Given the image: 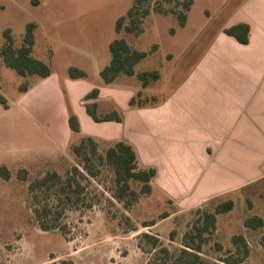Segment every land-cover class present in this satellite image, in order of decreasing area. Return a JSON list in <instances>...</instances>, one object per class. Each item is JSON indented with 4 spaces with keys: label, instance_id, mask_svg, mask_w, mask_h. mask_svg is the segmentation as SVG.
I'll use <instances>...</instances> for the list:
<instances>
[{
    "label": "rangeland",
    "instance_id": "374dc122",
    "mask_svg": "<svg viewBox=\"0 0 264 264\" xmlns=\"http://www.w3.org/2000/svg\"><path fill=\"white\" fill-rule=\"evenodd\" d=\"M179 1L184 0H153L150 14L171 16L153 15L145 25L149 14L140 40L139 35L116 30V20L127 13L133 0H0V49L6 28L12 29L19 46L27 24L34 21V55L45 59L53 70L46 80L25 78L8 67L0 54V92L8 99V107L0 103V166L5 164L11 170L9 179L0 174V264H61L69 259L76 264H148L151 253L139 245L142 233L158 235L175 251L182 247L198 208L215 211L218 203L229 199L235 206L218 214L217 229L202 255L212 260L235 253L238 247L233 237L241 234L250 249L241 264H264V225L245 224L254 215L264 218V179L234 196L191 207L177 204L157 190L143 192V182L132 180L121 200L117 172L107 157L112 145L97 143L95 151L88 141L76 152L74 147L84 137L56 134L62 121L52 94L21 90L26 79L30 85L37 78L44 83L55 78L61 81L71 65L83 66L87 80L97 82L95 65L102 63L105 53L111 56L109 43L117 37L134 43L140 40L142 50L157 42L163 56L194 40L190 57L196 60L241 0H194L187 30L173 36L170 28L178 23L172 17L176 15L154 8L159 2L168 10L180 8ZM151 64L143 61L139 68ZM54 89L57 87L52 93ZM40 147L43 150L38 152ZM53 172L59 176L31 189V183ZM152 220L155 225H144ZM44 224L50 228L45 229ZM174 229L177 234L172 239Z\"/></svg>",
    "mask_w": 264,
    "mask_h": 264
},
{
    "label": "crops",
    "instance_id": "0c3cea01",
    "mask_svg": "<svg viewBox=\"0 0 264 264\" xmlns=\"http://www.w3.org/2000/svg\"><path fill=\"white\" fill-rule=\"evenodd\" d=\"M153 15L171 16L150 14L145 25ZM238 23L250 25L248 43L225 32ZM188 25L189 18L184 26L178 19L170 33L177 36ZM140 40L127 41L142 50ZM194 49V40L186 41L178 52L163 56L154 42L142 50L147 56L136 64L135 74H120L112 82L101 76L112 59V54L105 53L102 63L95 65L97 82L87 80L83 66L71 65L86 75L66 73L61 81L55 78L44 83L52 70L27 90L52 94L57 101L62 123L56 134L92 137L112 146L117 141L131 144L141 167L156 168L152 191L184 207L197 206L216 197L234 196L264 179V0H241L200 57L191 60ZM143 61L153 64L139 68ZM152 70L160 76L145 85L138 73ZM94 89L99 90L98 96L87 98ZM93 104L97 115L117 112L121 120H95L87 109ZM72 115L79 120V131L69 123Z\"/></svg>",
    "mask_w": 264,
    "mask_h": 264
},
{
    "label": "trees",
    "instance_id": "16d2710c",
    "mask_svg": "<svg viewBox=\"0 0 264 264\" xmlns=\"http://www.w3.org/2000/svg\"><path fill=\"white\" fill-rule=\"evenodd\" d=\"M153 0H133L132 6L128 9L126 14L118 17L116 20V30L121 32L125 30L136 35L144 32V19L152 12ZM194 0L179 1L177 6L180 8L165 9L159 2L154 10L169 14L173 13L179 19L181 25H185L188 18V11L191 9ZM37 23L31 21L27 24L26 32L23 36L22 44L16 45L12 29L6 28L4 31V43L1 46L0 54L8 67L13 68L18 74L25 78L32 76L47 77L52 73L50 64L34 55V46L36 43L35 30ZM225 32L235 36L240 42L248 43L250 40V25L248 23L234 24L225 29ZM110 51L112 54L111 62L106 65L102 71L101 76L105 82L114 81L120 74H135V66L144 57L147 56L146 51L134 48L124 37H117L110 43ZM69 73L72 77H82L86 72L77 67L71 66ZM160 76L157 70L142 71L138 73V77L147 85L151 80H155ZM29 79L22 84L21 90L26 91L29 88ZM99 90L94 89L87 98L98 96ZM135 99L132 100L134 104ZM0 103L8 107V99L0 92ZM93 106H87L88 112L97 121L104 120H121V116L117 112H111L103 116H99ZM69 123L73 130L79 131L80 124L76 115L69 118ZM93 145V150H97V142L92 137H84L79 145L74 147L76 152H81L86 142ZM107 157L114 165L117 172V182L119 184V193L117 197L125 200V193L131 187L132 180L143 182V192H150L152 190L151 181L156 174L154 167H141L139 165L138 155L135 148L125 142L117 141L108 148ZM0 174L9 179L11 177V170L5 164L0 166ZM56 172L49 176L39 179L31 183V189L37 184L43 185L48 180L58 177ZM132 193L136 194L135 191ZM252 205V203H250ZM235 206L233 199L225 200L217 204L215 211L197 209L198 216L192 222L191 229L186 232L182 247L173 251L161 240V238L151 232H144L141 235L140 247L151 253L148 264H241L248 256L249 246L243 235H234L233 240L237 244V251L235 253L227 254L218 259H207L202 255L204 245L211 239L212 234L217 229L218 214L229 211ZM47 210V209H46ZM39 216L41 213L38 211ZM167 216V215H165ZM156 221L152 220L146 222L145 226L155 225ZM245 224L251 227H260L264 225V218L259 215L248 217ZM45 229L50 228L48 225H43ZM177 230L171 232V238L175 239ZM222 248V244L218 243ZM61 264H76L73 260H63Z\"/></svg>",
    "mask_w": 264,
    "mask_h": 264
}]
</instances>
